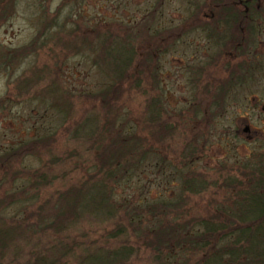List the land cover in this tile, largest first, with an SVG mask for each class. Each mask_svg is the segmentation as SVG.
<instances>
[{"label":"trees","instance_id":"trees-1","mask_svg":"<svg viewBox=\"0 0 264 264\" xmlns=\"http://www.w3.org/2000/svg\"><path fill=\"white\" fill-rule=\"evenodd\" d=\"M19 1L0 0V28ZM30 1L37 24L31 40L0 45V75L8 84L0 114L14 98L37 108L40 123L36 136L0 146V264H132L143 253L149 264H264V142L241 160L219 161L211 174L198 166L200 142L264 78V0H184L178 23L163 25L167 0H156L144 18L116 27L85 17L84 0H62L51 12L47 0ZM174 52L186 57L180 73L191 95V126H211L208 137L194 132L185 139L172 164L153 143L169 144L180 126L162 85ZM40 54L53 60L51 69L34 63ZM72 60L90 80L79 90L62 78ZM132 92L143 96L138 116L123 100ZM78 103L89 110L70 123ZM58 128L82 140L81 151L54 153ZM148 167L177 183L170 195L119 200V184ZM55 181L63 187L40 199ZM204 193L201 207L193 198ZM80 223L89 228L75 233Z\"/></svg>","mask_w":264,"mask_h":264},{"label":"rangeland","instance_id":"rangeland-1","mask_svg":"<svg viewBox=\"0 0 264 264\" xmlns=\"http://www.w3.org/2000/svg\"><path fill=\"white\" fill-rule=\"evenodd\" d=\"M62 0H47L49 12L53 11ZM156 0H84L82 6L85 11V17H90L92 21L99 20V17H103L105 20L116 27L120 24L114 22H126L133 17L134 21L144 18L145 10L148 8V3L154 4ZM165 1V0H164ZM33 5L30 0H20L18 2L17 10L11 20H8L0 28V45H4L11 48H16L28 43L36 32L37 24L31 18ZM163 21L177 22L185 13L184 0H167L163 6ZM97 16V18H96ZM92 21L86 19V25L90 27ZM188 39H192L188 38ZM193 40V39H192ZM182 47V48H181ZM179 46L177 49L184 51L186 47L184 45ZM186 57L183 54L174 52L173 55L168 56L165 64L167 73L164 75L162 85L165 89V106L170 115L171 120L179 123L174 136L170 139L169 144H154L153 147L157 148L159 153H167V158L171 160L172 164L178 161V154L183 147L184 141L190 138L194 132H200L198 134L208 133L206 132L210 128L211 123H196L191 126L192 107L191 95L188 86L185 84V80L181 75V67L183 66V60ZM27 63V62H26ZM36 65L42 67L47 71L52 68L53 60L46 54H40L34 61ZM27 65H23L26 67ZM73 66V68H71ZM69 68L67 71V78L63 75V82L70 83L72 88L79 90L85 87L90 81L85 79L84 70L85 67H81L76 64L75 60H72L64 69ZM53 74V73H52ZM51 74V75H52ZM44 83V82H43ZM8 90L7 77L0 75V97H4ZM251 93H247L246 98H237L229 108L221 114L222 122L214 125L211 130L212 136L208 139V142L203 145L200 142V146L203 149L201 159L199 160V170L203 171L205 168L209 169L208 173H212L216 167V163L219 161H234L241 160L246 156L249 151L256 150L259 144L264 142V78L259 80L258 85H253ZM123 100L129 106L131 116H138L143 105V96L138 92L124 93ZM205 102L201 99V103ZM26 103V102H25ZM20 100L12 99V102L8 103L0 114V146L13 145L20 140H25L28 137L36 136L39 132L36 129L37 124H40L36 117L37 108L30 109L31 106L26 105ZM89 110V104L81 105L76 104L72 110V118L70 123H74ZM188 114V117L186 116ZM47 125V124H46ZM35 128V129H34ZM144 134V132H140ZM35 134V135H34ZM56 140L52 145V151L57 154L63 155L69 150L77 149L81 151L83 148L82 140H75L67 138V135L60 128L56 131ZM83 142V143H82ZM152 145V141H150ZM163 146V147H162ZM200 147V148H201ZM164 148V149H163ZM157 151V152H158ZM31 164L37 165L35 160L29 159ZM151 163L153 160L150 161ZM72 163L60 165L54 169L55 173H60L63 169L72 167ZM156 168L145 170V173L139 175V178H133L129 181L119 184L116 190V197L121 199H129L132 203L146 202L147 200H155L161 194L165 197L169 196L170 189L175 187L177 183L170 184L166 182L169 179L168 172H161L160 174L154 173ZM74 176V175H73ZM75 175L74 177H76ZM72 181V179H71ZM68 184V179L64 182ZM63 183V184H64ZM63 185L60 182L55 181L53 185L40 191V199L47 197L55 189L62 188ZM163 188H166L164 191ZM206 195L202 194L204 198L198 200L201 207L205 205ZM191 204V202L189 203ZM87 223H80L75 233H78L82 229H88ZM101 232L90 231V234L98 236ZM132 264H149V257L143 253L138 258L133 260Z\"/></svg>","mask_w":264,"mask_h":264}]
</instances>
